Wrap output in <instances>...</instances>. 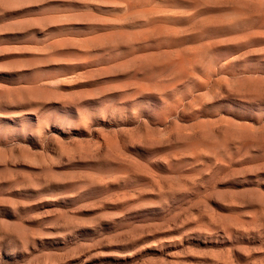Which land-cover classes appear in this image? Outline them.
<instances>
[{
  "label": "rangeland",
  "instance_id": "374dc122",
  "mask_svg": "<svg viewBox=\"0 0 264 264\" xmlns=\"http://www.w3.org/2000/svg\"><path fill=\"white\" fill-rule=\"evenodd\" d=\"M0 264H264V0H0Z\"/></svg>",
  "mask_w": 264,
  "mask_h": 264
}]
</instances>
